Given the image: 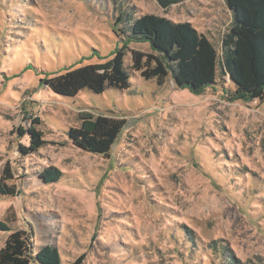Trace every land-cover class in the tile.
<instances>
[{"label":"rangeland","instance_id":"obj_1","mask_svg":"<svg viewBox=\"0 0 264 264\" xmlns=\"http://www.w3.org/2000/svg\"><path fill=\"white\" fill-rule=\"evenodd\" d=\"M169 1L0 0V175L8 163L17 190L0 195V248L31 229L33 252L55 247L60 264L81 255V264H264V101L231 100L220 64L199 93L170 75L143 79L129 50L123 90L62 96L42 81L125 43L153 52L131 38L142 14L191 23L220 58L233 20L226 0ZM80 112L124 119L106 157L71 144ZM30 128L43 141L32 151ZM50 166L61 176L45 183Z\"/></svg>","mask_w":264,"mask_h":264},{"label":"trees","instance_id":"obj_2","mask_svg":"<svg viewBox=\"0 0 264 264\" xmlns=\"http://www.w3.org/2000/svg\"><path fill=\"white\" fill-rule=\"evenodd\" d=\"M159 1L163 4L171 2ZM226 5L233 12V20L222 37L220 58L213 43L191 23L142 14L130 24L131 38L148 42L153 52L130 49L125 43L105 62L67 68L61 73L48 75L42 81L49 90L62 96H75L83 89L94 93H101L106 88L123 90L129 86V74L123 60L126 50H129L131 70L145 80L153 79L162 85L170 75L175 86L199 93L215 82L220 64L234 87L228 95L231 100L263 102L264 0H226ZM79 120L78 126L68 129L71 144L81 151L105 157L125 124L124 119L90 112H80ZM38 123L39 117L32 118L31 125ZM18 131L23 133L22 127ZM26 132L30 137L28 150H35L43 144L38 130L30 128ZM60 176V170L53 166L44 168L39 174L45 183L57 181ZM12 178L9 164L5 163L0 175V195H15L16 185L6 183ZM1 228L6 229L2 222ZM32 237L31 229L9 234L0 248V264H30L31 261L36 264H60L55 247L43 245L33 252ZM221 250L225 252L226 248ZM83 258L81 255L70 264H81ZM227 261L238 264L232 256H228Z\"/></svg>","mask_w":264,"mask_h":264},{"label":"water","instance_id":"obj_3","mask_svg":"<svg viewBox=\"0 0 264 264\" xmlns=\"http://www.w3.org/2000/svg\"><path fill=\"white\" fill-rule=\"evenodd\" d=\"M230 10V9H229ZM232 12V10H230ZM232 16H233V12H232Z\"/></svg>","mask_w":264,"mask_h":264}]
</instances>
